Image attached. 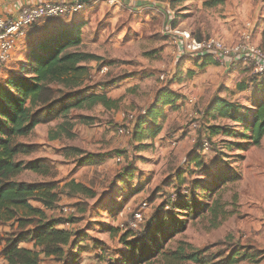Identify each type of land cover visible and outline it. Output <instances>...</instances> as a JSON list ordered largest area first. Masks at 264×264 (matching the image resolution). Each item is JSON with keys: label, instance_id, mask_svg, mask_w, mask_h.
Here are the masks:
<instances>
[{"label": "rangeland", "instance_id": "rangeland-1", "mask_svg": "<svg viewBox=\"0 0 264 264\" xmlns=\"http://www.w3.org/2000/svg\"><path fill=\"white\" fill-rule=\"evenodd\" d=\"M76 23L83 24L81 50L99 57L89 65L91 76L84 87L102 92L110 83L106 93L118 105L114 109L98 105L91 110H72L66 119L39 125L32 134L18 139L34 148L21 160L44 159L52 166L48 177L26 171L18 180L57 183L60 204L49 215L75 218L77 222L66 228L79 233L84 250L62 263L44 259L43 264H121L126 251L123 235L129 231L150 234V223L164 209L169 210L163 208L169 197L176 192L190 195L191 185L195 192L189 200L211 203L213 211L190 220L187 230L168 237L164 249L174 251L188 244L223 257L237 251L255 255L237 264H264V139L259 146H250L241 137L220 134L210 139L207 133L214 124L244 133L242 126L230 120L207 116V108L216 96L249 105V87L256 75L237 76L243 69L230 66L226 70L216 64L201 69V58L195 60V55L185 51L182 36L188 32L197 40L218 38L236 47L248 32L251 45L264 49V0L98 3L75 17L35 25L30 42L54 25ZM26 45L22 43V53L29 48ZM11 64L17 69L21 63ZM0 70V79L9 73L8 69ZM190 72L194 73L192 78ZM164 87L184 97V106L174 111L164 109L160 119L163 131L143 149L134 139L136 121L156 103ZM121 129L130 134L121 133ZM55 133L60 137L51 140ZM229 142L246 143V150L231 149ZM90 155L98 156L100 163L82 164ZM197 155L205 162L201 168L191 162ZM128 168L133 169L132 180L125 176ZM182 171L187 173L182 176L184 185L175 177ZM224 172L226 182L220 179ZM72 181L85 185L95 196L65 187ZM64 208L71 212H62ZM140 209L142 221L136 224L135 213ZM13 231L0 225L1 237ZM0 264H5L1 258ZM143 264L165 262L158 257Z\"/></svg>", "mask_w": 264, "mask_h": 264}, {"label": "trees", "instance_id": "trees-1", "mask_svg": "<svg viewBox=\"0 0 264 264\" xmlns=\"http://www.w3.org/2000/svg\"><path fill=\"white\" fill-rule=\"evenodd\" d=\"M41 34L32 39L25 60L19 62L21 64L17 69L11 68V63L0 66L9 71L7 76L0 79V225L14 230L5 237L0 236V244L3 246L1 254L8 264H43L44 259L62 263L68 257L84 253L80 248L79 233L66 228L68 224H75L76 219L49 215V212L59 208L60 193L57 191V183L18 180L26 171L44 177L52 172V166L44 159L30 162L21 160V156L33 153L34 148L18 139L29 136L39 125L51 123L58 118L66 119L72 110H91L98 105L114 109L118 105L106 93L110 83L104 86L102 92H91L84 87L91 76L89 65L99 57L81 50L83 24L76 23L69 27L54 25ZM201 60V69L210 64H218L211 56H205ZM193 76L194 73L190 72V78ZM258 78L261 80L257 86L260 100L242 105L222 96L212 99L207 108V116L230 120L236 126H242L244 133L239 134L228 126L214 124L207 128L210 139L223 134L229 138L241 137L250 146L261 144L264 139V76ZM240 88L245 90V87ZM182 99L172 89L164 87L160 90L156 103L135 124L134 139L141 148L148 147L146 143L163 131L160 119L164 116V109L176 110ZM60 129L64 130V125ZM59 137L60 133L50 136L51 140ZM244 144L246 143H228L231 149L241 151L246 150ZM98 158L90 155L82 160V164H98ZM191 162L199 168L205 163L201 155H197ZM131 168L126 170L128 173L125 175L129 180L134 178ZM183 174L185 177L187 173L182 171L175 176L181 185L185 183ZM220 179L226 182V172ZM65 187L95 196L91 189L74 181ZM191 189L190 195L176 192L169 197L163 207L169 210L164 209L150 223V234L136 235L129 231L123 235L121 242L126 251L123 252L121 264H143L158 257L165 264H237L240 260L255 256L248 253L241 255L237 251H232L228 257L217 256L209 254L208 249H195L188 244H181L174 251L164 249L168 237L187 230L190 220L213 211L211 203L196 199L190 201L195 192L193 185L190 186ZM109 230L113 232L115 229ZM130 238H135V241L130 242ZM70 250L75 254L70 253Z\"/></svg>", "mask_w": 264, "mask_h": 264}, {"label": "built area", "instance_id": "built-area-1", "mask_svg": "<svg viewBox=\"0 0 264 264\" xmlns=\"http://www.w3.org/2000/svg\"><path fill=\"white\" fill-rule=\"evenodd\" d=\"M119 1L121 0H92L88 4L81 3L79 0L74 2L45 1L24 6L16 15L0 16V66L11 63L17 39L35 25L47 20L75 17L84 9L98 3H118ZM182 36L184 49L190 54L210 53L218 56L219 59L233 60L241 57L257 76H264V49L251 45V36L248 32L244 34L243 42L236 47L227 46L218 38L197 40L188 32L183 33ZM120 132L130 134L125 129H121ZM205 145V149H208V144ZM70 210V208H64L62 212L69 213ZM135 221L136 224L142 221V209L135 213Z\"/></svg>", "mask_w": 264, "mask_h": 264}, {"label": "crops", "instance_id": "crops-1", "mask_svg": "<svg viewBox=\"0 0 264 264\" xmlns=\"http://www.w3.org/2000/svg\"><path fill=\"white\" fill-rule=\"evenodd\" d=\"M45 1L74 2L77 0H0V16L9 17L12 15H16L24 6L37 4V3H41V2H45ZM34 30H35V27L30 29L24 35L20 36L17 39L16 48H15V51L13 53V58H12L11 63H19L20 61L25 60V56H26L29 48L27 49L26 47H23V48H26V51H25V53H22L21 45L23 42H26L27 43L26 46H29V44L31 43L30 42V35L34 32ZM205 56H211L214 59V61H216L218 63L216 65H220L221 67H226V70H229L230 66L233 67V69L236 68L240 71H242L241 69H243L242 74H240L237 71V73H236L237 76H247L250 73H251L250 75L255 74L253 69L246 62H244L243 59H241V57H238L237 59H234V60L230 59V58L219 59L218 56L209 53V54H204V55H197V56L195 55L193 57V59L197 60L200 58H205ZM208 66H214V65L210 64ZM208 66H206L205 68H207ZM1 75H2V70H0V76ZM260 81H259L258 76L256 75V77L253 80V83L250 84L251 87H249V91H250L251 97H248L249 98L248 104L253 103L251 101L260 100V98H261L259 96L260 94L257 92V89H258L257 86H259ZM184 103H185V101H184V97H183V99L179 101L177 109H179L180 107L182 109L184 106ZM169 111H171V109H169ZM165 115L167 116V114H165ZM2 247L3 246L0 244V258L3 260V262L5 264H8L5 261L3 255L1 254Z\"/></svg>", "mask_w": 264, "mask_h": 264}, {"label": "water", "instance_id": "water-1", "mask_svg": "<svg viewBox=\"0 0 264 264\" xmlns=\"http://www.w3.org/2000/svg\"><path fill=\"white\" fill-rule=\"evenodd\" d=\"M81 3H84V4H88L89 2H91L92 0H79Z\"/></svg>", "mask_w": 264, "mask_h": 264}]
</instances>
